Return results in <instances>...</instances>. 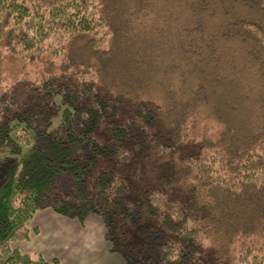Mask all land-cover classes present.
Segmentation results:
<instances>
[{
    "label": "trees",
    "instance_id": "1",
    "mask_svg": "<svg viewBox=\"0 0 264 264\" xmlns=\"http://www.w3.org/2000/svg\"><path fill=\"white\" fill-rule=\"evenodd\" d=\"M0 51L58 63L0 95V264H60L15 245L47 209L101 215L107 239L145 262L154 245L158 264L260 229L238 263L264 264V0H0ZM159 74L178 89L157 95Z\"/></svg>",
    "mask_w": 264,
    "mask_h": 264
},
{
    "label": "rangeland",
    "instance_id": "2",
    "mask_svg": "<svg viewBox=\"0 0 264 264\" xmlns=\"http://www.w3.org/2000/svg\"><path fill=\"white\" fill-rule=\"evenodd\" d=\"M54 63L51 64L49 61L31 62L29 59L23 60L0 51V83L2 85L0 95L6 91V86H12L24 77L30 79L33 76H41L48 72H57L58 63L56 62L57 65ZM154 79L152 89L159 96H163L168 89H178V85L175 87L178 82L173 74H159ZM189 86L190 84L187 85V87ZM7 94L9 95L10 92ZM16 98L19 101H25V92ZM96 138L100 144L106 142L103 134L96 136ZM112 148L115 149L116 147ZM11 156L13 155L10 147L0 145V163ZM118 162L119 156L108 155L99 160V163L91 169V174L94 177L99 176L104 170L116 166ZM127 163L129 162L127 161ZM159 172L160 169L157 168V165L151 162L146 167L148 176L145 179L154 178L158 180ZM50 211L52 210L50 209ZM36 215L28 223L33 236L29 242L33 247L32 252L41 255L48 261L58 258L60 264H158V254L154 245H150L147 250L150 259L145 262L137 254H127L121 250L118 243L107 239L105 223L101 215L91 214L83 222L77 218L74 211L67 216H62L64 220L56 222L49 218L40 219V216ZM35 229L38 232H33ZM29 242H18L15 245L26 249ZM130 242L137 246L141 245L143 240L139 241L133 234ZM246 242L260 245L263 242L260 229L251 237L238 234L231 240L222 231H212L204 239L203 252L197 258L198 264H239L240 250ZM135 252L139 253L138 250ZM144 252L146 253V250Z\"/></svg>",
    "mask_w": 264,
    "mask_h": 264
},
{
    "label": "crops",
    "instance_id": "3",
    "mask_svg": "<svg viewBox=\"0 0 264 264\" xmlns=\"http://www.w3.org/2000/svg\"><path fill=\"white\" fill-rule=\"evenodd\" d=\"M36 216H38V217L40 216L39 217L40 219L49 218V219L53 220V222L64 220L62 216L60 217V215H57L53 211H50V209L43 210V211L39 212ZM38 229H40V226H38ZM32 238H33V236H32V233H31V240H32ZM26 249L30 250V251L33 250L31 242L27 243V248Z\"/></svg>",
    "mask_w": 264,
    "mask_h": 264
}]
</instances>
